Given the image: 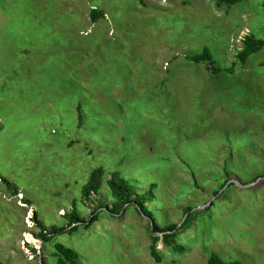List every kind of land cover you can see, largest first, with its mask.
Here are the masks:
<instances>
[{
  "label": "rangeland",
  "instance_id": "1",
  "mask_svg": "<svg viewBox=\"0 0 264 264\" xmlns=\"http://www.w3.org/2000/svg\"><path fill=\"white\" fill-rule=\"evenodd\" d=\"M93 8L105 16L95 24ZM247 35L264 40V0H0V178L19 193L0 179V262L40 264L26 247H42L33 214L61 228L76 201L91 219L112 199L103 184L83 207L90 172L122 165L139 192L157 185L149 207L162 227L186 220V251L159 243L162 264H264V182L212 196L223 154L233 180L264 175V50L238 62ZM204 50L227 72L187 60ZM57 240L81 264H155L133 209Z\"/></svg>",
  "mask_w": 264,
  "mask_h": 264
},
{
  "label": "trees",
  "instance_id": "2",
  "mask_svg": "<svg viewBox=\"0 0 264 264\" xmlns=\"http://www.w3.org/2000/svg\"><path fill=\"white\" fill-rule=\"evenodd\" d=\"M217 7L222 6H234L244 0H213ZM104 13L100 10L93 8L89 13L90 21L95 24L99 20L103 19ZM243 49L236 55V59L242 65H244L247 60L252 56L256 55L260 51L264 50V40L256 39L252 35H247L243 37ZM189 62L195 64H203L205 70L213 76L220 75L227 72V70L215 67L213 59L207 50H204L201 54L187 57ZM236 63L232 64L229 71L234 70ZM84 124V118L81 114L80 109H78L77 116V129L81 130ZM224 144L230 145L233 142H225ZM126 155V153H124ZM128 155H126L127 157ZM223 164L222 172L226 175L224 181L219 185L217 189L212 192V196L215 199L225 198L228 191L236 188L235 184L231 183L227 187L226 185L233 179L230 177V173L227 171L226 166L230 162L231 156L229 154H223ZM167 160V158L165 157ZM122 165H118L115 168L107 169L104 166H98L93 169L88 177L86 184L83 186L81 191V204L83 207H87L88 203L93 196H96L102 189L103 184H106L108 191L110 193V198L112 203L108 205L97 204L91 213V219H82L77 210V203L73 201L71 204V212L64 214V219L67 220V225L61 228L56 226L47 229L38 219L36 213L33 214L32 222L36 228L40 231L35 237L38 241H41L42 247L41 251L35 249L30 245H26L30 249L31 253L35 257H39V253L42 256V264H81L79 254L65 245L63 242L57 240L63 235L68 234L72 236L73 233L77 232L79 229H88L92 224L97 222L101 218L102 214L107 215L110 218H117L124 211L128 212L133 209L138 215L148 219V231L150 233L151 245L149 247L150 258L155 262V264H162L164 262L162 252L158 249V244L162 245L173 254L178 255L186 251V248L179 244L178 237L180 235V230H185L186 220L182 223L180 229L178 226L162 227L155 217V213L150 204L155 202V189L157 185L155 183L150 184L147 190L139 192L137 188L130 183L127 179V169L125 171L121 170ZM120 168V169H119ZM264 177L257 176L250 183H244L240 179L237 182L240 185H251L255 183L258 179ZM1 182L5 185L6 190L11 196H18V188L10 181L5 178H0ZM137 183L135 180H133ZM138 184V183H137ZM139 185V184H138ZM226 187V188H225ZM23 204L31 207L33 203L28 200L22 201ZM213 205V203H212ZM185 214L191 212V208L184 210ZM0 264H3L0 262ZM207 264H242L239 262H224L217 255H211Z\"/></svg>",
  "mask_w": 264,
  "mask_h": 264
},
{
  "label": "water",
  "instance_id": "3",
  "mask_svg": "<svg viewBox=\"0 0 264 264\" xmlns=\"http://www.w3.org/2000/svg\"><path fill=\"white\" fill-rule=\"evenodd\" d=\"M262 182H264V177L258 179L255 183H253V184H251V185H244V186H243V185H240L236 180H232V181H230V182L226 185V187H227L229 184L233 183V184H235L236 187H239V188H241V189H245V190H247V189H251L252 187L256 186L258 183H262ZM226 187H225V188H226ZM40 248H41V247H40ZM39 257L41 258L40 253H39ZM40 260H41V259H40ZM40 264H42V262H40Z\"/></svg>",
  "mask_w": 264,
  "mask_h": 264
}]
</instances>
